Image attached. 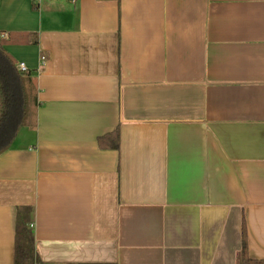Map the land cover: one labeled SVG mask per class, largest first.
Here are the masks:
<instances>
[{
    "label": "crops",
    "instance_id": "crops-1",
    "mask_svg": "<svg viewBox=\"0 0 264 264\" xmlns=\"http://www.w3.org/2000/svg\"><path fill=\"white\" fill-rule=\"evenodd\" d=\"M11 32L0 264L23 207L45 264H239L244 226L264 261V0H0Z\"/></svg>",
    "mask_w": 264,
    "mask_h": 264
},
{
    "label": "trees",
    "instance_id": "trees-1",
    "mask_svg": "<svg viewBox=\"0 0 264 264\" xmlns=\"http://www.w3.org/2000/svg\"><path fill=\"white\" fill-rule=\"evenodd\" d=\"M24 35L11 32L6 38H0V154L12 147L21 129L30 124L32 106L39 105L33 89H29L28 74L19 70L17 61L5 48L7 44L25 42L20 41ZM101 145L106 144L101 140ZM107 145L118 148V137L113 144ZM30 212V207H23L18 212L14 264H45L35 248L34 235L29 227ZM239 264H264L263 260L249 256L245 226Z\"/></svg>",
    "mask_w": 264,
    "mask_h": 264
},
{
    "label": "built area",
    "instance_id": "built-area-1",
    "mask_svg": "<svg viewBox=\"0 0 264 264\" xmlns=\"http://www.w3.org/2000/svg\"><path fill=\"white\" fill-rule=\"evenodd\" d=\"M45 60H46V58L43 57V58H42V62L44 63ZM17 67L19 68V70H21V71H23V72H25V73H27V74H30V69H29L24 63H20V64H18Z\"/></svg>",
    "mask_w": 264,
    "mask_h": 264
}]
</instances>
